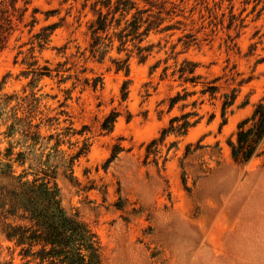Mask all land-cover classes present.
<instances>
[{
    "label": "rangeland",
    "instance_id": "rangeland-1",
    "mask_svg": "<svg viewBox=\"0 0 264 264\" xmlns=\"http://www.w3.org/2000/svg\"><path fill=\"white\" fill-rule=\"evenodd\" d=\"M30 1L33 32L23 28L0 54V169L56 184L62 206L99 237L103 264H264V141L246 164L228 145L264 99V0H153L174 30L152 34L160 47L145 63L133 59L128 75L110 61L116 51L91 55L94 0ZM54 24L29 68L33 36ZM184 60L199 64L200 82L217 80L214 99L172 76ZM44 67L51 76L30 84ZM193 92L169 110L172 97ZM190 112L200 121L187 136L159 142L173 117ZM13 247L0 230L1 261L21 263Z\"/></svg>",
    "mask_w": 264,
    "mask_h": 264
},
{
    "label": "trees",
    "instance_id": "trees-1",
    "mask_svg": "<svg viewBox=\"0 0 264 264\" xmlns=\"http://www.w3.org/2000/svg\"><path fill=\"white\" fill-rule=\"evenodd\" d=\"M91 1L85 0L84 7ZM90 8L94 14V19L88 25L91 55L103 61L116 51L119 57L110 58V61L117 72H124L126 75L130 73L133 59L145 63L153 51L160 47V43L154 45L148 42L152 34L162 35L174 30L172 26L164 27L167 22L164 8L153 0H94ZM30 11V0H0V54L9 48L16 33L23 34V28L29 27V33L33 32L37 24L38 10ZM28 17L31 21H27ZM57 28L56 24L50 25L33 36V46L28 50V55L30 60L34 61L26 63L29 68L38 64L34 57L35 44L40 50L44 49ZM23 47L24 45L20 49ZM22 53L21 51L19 54ZM160 63L153 69H157ZM198 68V63L184 60L181 66L173 71L172 76H178V80L185 85L197 87L201 84L202 89L198 92L201 97L209 96L214 99L219 93L217 80L200 82L202 77L196 74ZM168 71L169 67H165L163 78L168 76ZM50 72L48 67L32 70L33 80L30 84L51 76ZM198 93H178L170 99L169 110ZM127 95L125 85L123 101ZM233 102H224L223 117ZM203 103L204 101L200 102L201 105ZM192 105L197 106L198 100ZM198 116L197 112H190L173 117L169 126L163 129L159 142L162 143L169 134L187 136L189 131L199 124L200 119H196ZM117 117L116 113H112L105 119L102 129L111 131ZM263 141L264 99L255 105L249 118L239 123L236 133L228 141L233 160L240 164L248 163L258 154ZM157 144V140L150 143L147 159L156 153V150H153ZM83 154L84 149L72 157L71 166ZM115 157L114 155L113 158ZM25 178L24 175L14 176L9 165L0 169V230L7 241L14 245V253L19 250L21 258V263H16L15 259L11 258L0 260V264H103L99 237L79 212L69 213L62 206L57 185L47 179L28 181Z\"/></svg>",
    "mask_w": 264,
    "mask_h": 264
}]
</instances>
